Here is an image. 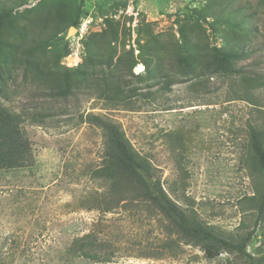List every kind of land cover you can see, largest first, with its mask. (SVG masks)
Masks as SVG:
<instances>
[{
	"label": "rangeland",
	"instance_id": "rangeland-1",
	"mask_svg": "<svg viewBox=\"0 0 264 264\" xmlns=\"http://www.w3.org/2000/svg\"><path fill=\"white\" fill-rule=\"evenodd\" d=\"M0 8L13 11L0 24L8 80L0 102L36 116L22 127L28 166L0 171V264H249L227 253L207 259L146 204L93 208L109 201V185L96 173L106 140L93 115L121 125L183 209L227 236L253 232L248 252L264 264V216L253 202L261 178L248 147L249 125H264V0H0ZM106 20L119 23L114 70L127 80L128 104L54 95L51 83L62 89L66 69L84 65L87 38L104 31ZM145 44L155 51L141 54ZM230 45L246 51L239 74L211 76L201 66L192 77L177 74L179 52L202 56ZM144 61L158 62L162 72L150 77ZM29 62L50 85L32 75ZM88 234L104 242L108 261L70 251Z\"/></svg>",
	"mask_w": 264,
	"mask_h": 264
},
{
	"label": "trees",
	"instance_id": "trees-1",
	"mask_svg": "<svg viewBox=\"0 0 264 264\" xmlns=\"http://www.w3.org/2000/svg\"><path fill=\"white\" fill-rule=\"evenodd\" d=\"M200 19L202 13L194 11ZM13 16V11L0 8V24L7 22ZM202 20L206 18L202 15ZM75 23H73L74 25ZM106 27L101 33L90 35L85 43L84 65L73 68L68 67L62 75L63 88L56 86L53 82L45 78L42 70L32 63H26L32 75H36L42 84L51 83L54 95H60L63 99L74 96L76 92L93 94L114 107L126 106L128 99L126 90L127 80L115 73L116 44L119 36V23L112 20L105 21ZM153 46V43H152ZM167 52L176 53L175 50L167 48ZM154 49H148L147 44L141 48V54L150 53ZM204 51L206 54L199 56L190 49L185 53L179 52L174 57V67L177 74L184 77H192L197 72L199 66L209 75L232 76L239 74L236 63L246 58V51L238 45H230L226 48L217 46L208 47ZM64 57L70 52L66 48ZM6 51L0 43V94H6L7 73L4 72L7 62ZM206 57L202 66V58ZM116 60L119 61V58ZM146 69L148 75L155 76L162 72V66L156 62L151 65L147 61ZM138 64L133 61L131 71ZM152 66V68H151ZM118 74V75H117ZM139 81L144 77L135 76ZM27 111V112H26ZM16 113L4 106L0 102V171H12L28 166L31 157V150L28 140L23 137V125L36 121L35 114ZM93 124L102 130L105 140V161L102 169L96 171L98 178H102L109 185L107 200H100L93 208H100L104 211H111L120 206L121 203L140 202L146 204L148 208L155 209L169 222L170 228L180 236V239L187 245L197 247L204 253V256L213 260L227 253L245 259L249 264H259L248 252V246L254 233L250 232L245 236L236 238L227 236L215 228L205 224L194 211L183 209L170 198L163 188L161 182L155 178L150 164L134 150L127 139L121 125L103 116H92ZM249 151L254 165L261 178L259 196L256 202L259 217L264 216V125H249ZM97 174V175H98ZM101 176V177H100ZM96 202V201H95ZM105 202V203H103ZM104 242L95 236L88 234L76 239L71 252L92 259L96 262L108 261L109 255L102 254Z\"/></svg>",
	"mask_w": 264,
	"mask_h": 264
},
{
	"label": "water",
	"instance_id": "water-1",
	"mask_svg": "<svg viewBox=\"0 0 264 264\" xmlns=\"http://www.w3.org/2000/svg\"><path fill=\"white\" fill-rule=\"evenodd\" d=\"M74 32H76V30L74 28L70 29L69 35H72Z\"/></svg>",
	"mask_w": 264,
	"mask_h": 264
},
{
	"label": "built area",
	"instance_id": "built-area-1",
	"mask_svg": "<svg viewBox=\"0 0 264 264\" xmlns=\"http://www.w3.org/2000/svg\"><path fill=\"white\" fill-rule=\"evenodd\" d=\"M74 56V55H73ZM72 57H70L69 58V60L71 59ZM79 64V61H78V63H75V64H73V66L75 65V66H77ZM71 67V66H70Z\"/></svg>",
	"mask_w": 264,
	"mask_h": 264
}]
</instances>
